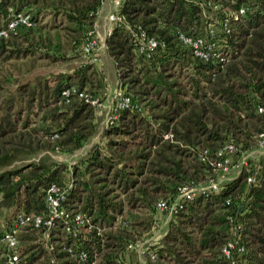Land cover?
Here are the masks:
<instances>
[{"label": "trees", "instance_id": "1", "mask_svg": "<svg viewBox=\"0 0 264 264\" xmlns=\"http://www.w3.org/2000/svg\"><path fill=\"white\" fill-rule=\"evenodd\" d=\"M101 1L0 0V26L13 12L31 15L30 25L0 36V232L18 211L42 212L50 182L69 184L63 206L83 216L77 235L60 221L46 235L23 225L16 235L18 264H75L79 249L94 264H134L124 251L151 229L155 201L172 197L188 179L211 176L210 162L225 142L250 148L264 131V116L255 110L264 104V0H122L124 23L104 36L105 50L119 84L144 102L142 111H119L103 129V145L73 160L65 183V164L25 160L80 147L95 131V109L62 90L72 84L96 93L84 86L91 82L87 62L24 80L10 69L28 59L29 70L37 57L63 59L93 29ZM136 26L163 43L147 57L135 49L130 29ZM178 32L200 36L212 50L206 58L194 55ZM5 81L13 88L2 92ZM257 164L256 184L247 183L242 170L216 192L179 201L146 264H228L221 246L234 223L244 247L239 264H264V153Z\"/></svg>", "mask_w": 264, "mask_h": 264}, {"label": "built area", "instance_id": "2", "mask_svg": "<svg viewBox=\"0 0 264 264\" xmlns=\"http://www.w3.org/2000/svg\"><path fill=\"white\" fill-rule=\"evenodd\" d=\"M121 1L122 0H114L113 9L107 14V20L109 22L106 26L107 33L111 30L113 24L124 23L123 16L118 13V6ZM204 2L211 5V0H204L201 4ZM244 9L243 6H240L237 12L242 13ZM30 16V13L26 10L11 13L6 23L3 26H0V36L6 35L10 30H14L18 26L30 25ZM206 16L210 17L208 13ZM222 24L223 29L227 31L225 22ZM212 25L213 21L208 23L210 32L213 31ZM131 30L132 29H130V32L134 33L137 39L135 42V49L146 57L155 50V47L158 44H160V46L163 44L155 37L147 35L139 26H136V30ZM178 38L182 44L190 46L193 54L198 57L206 58L212 50V45L208 42H204L200 36H189L182 32H178ZM97 47L98 37L96 33L93 29L87 30L82 41L78 45V49L88 62H96ZM70 93H76L78 97L94 107L97 113L105 110V124L112 123L117 118L119 111L123 109L138 112L142 111L141 103L133 98V96L120 84L113 89L110 102H105L103 100L102 93L91 94L85 89H77L76 86L72 84L62 90L64 96H68ZM255 110L264 116V104L257 103ZM257 145L264 146V131L258 133ZM237 150L238 148L233 142H225L218 150V157L216 160L210 162L213 172L211 176L206 177L203 182H197L193 179H188L182 182L177 187L174 199L169 200L168 198H159L155 201L153 207L159 211H164L171 216L176 211L179 201L191 199L197 193L218 191L222 186V183L226 181L225 179L228 180L230 178L228 177V173L231 168H234L236 171L244 170L246 172V182L256 184L259 180L258 164L246 162L244 156L239 157L238 159H232L231 154ZM199 158L204 160L202 154H199ZM68 186L69 184L60 185L56 182H50L44 190L45 208L42 212L25 213L23 211H18L15 213L8 228L0 232V243L4 245L5 264H18V240L16 235L23 225L30 224L36 226L41 229L42 235H46L47 230L53 226L56 221H60L61 226L66 232H69L72 235H77L80 232V227L83 223L82 214L80 212H74L71 214L63 206ZM228 219L233 223V216H228ZM237 227L238 223H234L233 226H230V235L221 246V253L226 259H228V264H239L241 254L244 250L243 245L240 243V236L237 232ZM67 250L70 251V248L68 247ZM150 256L152 257L153 254H150ZM74 259L75 264H94L93 259L87 258L85 251L82 249L78 250Z\"/></svg>", "mask_w": 264, "mask_h": 264}, {"label": "rangeland", "instance_id": "3", "mask_svg": "<svg viewBox=\"0 0 264 264\" xmlns=\"http://www.w3.org/2000/svg\"><path fill=\"white\" fill-rule=\"evenodd\" d=\"M102 30V29H101ZM104 35H106V30ZM101 36V37H100ZM98 38V47L96 50L97 60L96 62H88L87 59L81 54L80 50L77 48H68L63 55V59L52 60V58H35L33 61V67L28 70V66L30 62L28 59L25 61H19L16 63V67H11L10 71L13 76L17 74L18 78L21 80L31 78L38 74H47V73H58V72H71L80 66V64L87 62L88 71L91 72V82L89 84H85L84 86L88 88H92L95 93H102L103 100L105 102H110L111 95L113 89L117 87L119 84V80L116 76V71L114 64L106 53L105 44H104V36L100 35ZM5 70H9L4 68ZM19 70V73L16 71ZM1 75V73H0ZM2 78V76H1ZM118 82V83H117ZM4 91L11 90L13 88V84L11 82L5 81L3 83ZM107 92V93H106ZM106 94V95H105ZM144 104L143 101H141ZM105 110H102L100 113L94 111L93 120L95 122V131L89 136L80 147L70 151L66 149H54V150H43L40 153L34 155V157L27 158L25 160H31L37 158H42L45 161L52 160L56 162H60L61 164H65V169L63 170V178L60 181L61 183H65L68 179L69 169L71 167L72 161L76 162L85 158L87 153L91 150L93 145L102 146L105 140V136L103 135V129L106 127L105 124ZM238 150L231 154L232 159H238L239 157L244 156V160L251 164H257L259 160V156L264 153V146H258L257 144H253L250 148H240V145L237 144ZM74 162V161H73ZM241 170L236 171L234 168H231L228 173V177H233L236 174L240 173ZM203 176L197 182H203L205 179ZM227 180V179H225ZM175 195L169 197V200L174 199ZM153 219L152 227L149 231L144 232L141 237L135 238V240L129 243L127 249L124 251V259L126 262L134 263V264H146L147 251L152 248V246L156 243L162 232L164 231L168 220L171 216H169L164 211H159L153 208L152 216Z\"/></svg>", "mask_w": 264, "mask_h": 264}, {"label": "crops", "instance_id": "4", "mask_svg": "<svg viewBox=\"0 0 264 264\" xmlns=\"http://www.w3.org/2000/svg\"><path fill=\"white\" fill-rule=\"evenodd\" d=\"M113 3H114V0H102L101 1L100 7L97 11L94 24H93V30L97 36H100V35L105 36L104 35L105 33H103V31L105 32L106 26L109 23L107 20V14L113 9Z\"/></svg>", "mask_w": 264, "mask_h": 264}]
</instances>
